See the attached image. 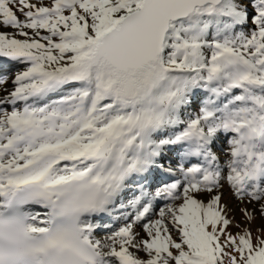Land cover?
<instances>
[{"label": "snow or ice", "instance_id": "1", "mask_svg": "<svg viewBox=\"0 0 264 264\" xmlns=\"http://www.w3.org/2000/svg\"><path fill=\"white\" fill-rule=\"evenodd\" d=\"M0 264H264V0H0Z\"/></svg>", "mask_w": 264, "mask_h": 264}, {"label": "rangeland", "instance_id": "2", "mask_svg": "<svg viewBox=\"0 0 264 264\" xmlns=\"http://www.w3.org/2000/svg\"><path fill=\"white\" fill-rule=\"evenodd\" d=\"M9 75H10V73H9ZM226 194H227V193H226V191H225L224 201L227 202L232 208H235V207H236V204H235V202H234L233 200L230 199L229 202L226 201V200L228 199V198H227L228 194H227V196H226ZM130 195H131V194L129 193V196H130ZM236 215H237V219H239V218H240V217H239V214L237 213ZM259 223H260V221L257 220L256 224L253 225V228H255Z\"/></svg>", "mask_w": 264, "mask_h": 264}, {"label": "bare ground", "instance_id": "3", "mask_svg": "<svg viewBox=\"0 0 264 264\" xmlns=\"http://www.w3.org/2000/svg\"><path fill=\"white\" fill-rule=\"evenodd\" d=\"M9 86H10V85H9ZM225 191H226V193L228 194L227 190H225ZM227 194H226V196H227ZM227 198H228V199H227L226 201L229 202V201H230V197H229V195L227 196Z\"/></svg>", "mask_w": 264, "mask_h": 264}]
</instances>
